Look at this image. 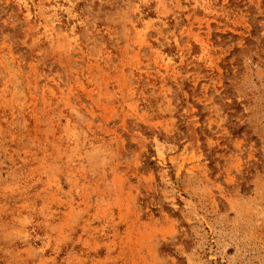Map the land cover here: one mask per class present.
Returning <instances> with one entry per match:
<instances>
[{
    "label": "rangeland",
    "instance_id": "obj_1",
    "mask_svg": "<svg viewBox=\"0 0 264 264\" xmlns=\"http://www.w3.org/2000/svg\"><path fill=\"white\" fill-rule=\"evenodd\" d=\"M0 264H264V0H0Z\"/></svg>",
    "mask_w": 264,
    "mask_h": 264
}]
</instances>
